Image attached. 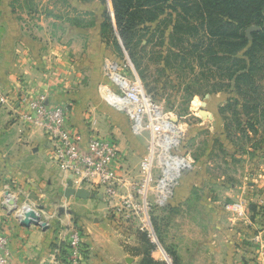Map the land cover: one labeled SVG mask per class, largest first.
Masks as SVG:
<instances>
[{
  "label": "rangeland",
  "instance_id": "obj_1",
  "mask_svg": "<svg viewBox=\"0 0 264 264\" xmlns=\"http://www.w3.org/2000/svg\"><path fill=\"white\" fill-rule=\"evenodd\" d=\"M8 2L10 9H5ZM80 2L85 9H79ZM0 8V39L3 35L18 39L15 44L21 48L25 43L19 39L26 34L32 41L39 40L40 48L55 52L56 59L61 51L63 57L66 55L69 70L63 80L70 84L68 88L77 100L87 99L80 120H71L78 102L64 104L67 127L77 133L87 127L89 135L111 138L123 157L129 181L143 179L140 163L150 156H154L151 176L159 178L165 168L164 154L160 153V158L159 151L152 154L151 126H169L172 154L183 166L166 184L165 199L152 205L150 219L156 243L140 233L142 242H149L160 253L164 250L175 264H206L208 256L213 264H264V130L260 128L256 134L249 131V138H244L232 112L220 111L237 96L228 89L214 90L213 85L226 82V77L204 58L198 59L197 50L191 49L194 39L183 44L185 52L176 47L180 57L168 53L174 18L171 9L161 16L168 14L162 23L138 26L150 30L133 34L127 51L114 26L110 0H0ZM256 27V31L262 29ZM248 28L247 36L254 32ZM110 64L137 84L147 100L140 129L131 128L125 115L100 97V86L109 84L105 66ZM242 120L246 123L248 118ZM155 187L152 182L147 186L152 200ZM91 193L108 209L101 193ZM6 194L18 207L30 198L9 178L0 188V199ZM26 202L42 222L49 221L53 212L57 215V206L66 211L63 218L74 219L68 203L57 201L53 212L41 213ZM16 211L15 206L7 210L9 214Z\"/></svg>",
  "mask_w": 264,
  "mask_h": 264
},
{
  "label": "crops",
  "instance_id": "obj_2",
  "mask_svg": "<svg viewBox=\"0 0 264 264\" xmlns=\"http://www.w3.org/2000/svg\"><path fill=\"white\" fill-rule=\"evenodd\" d=\"M9 6V2L5 3V9H10ZM78 7L85 9L86 5L80 2ZM12 39L5 35L0 39V96L6 101L5 106H0V188L8 178L13 179L21 190L30 195L27 200L36 210L49 213L53 212L55 202L68 203L73 207L71 213L74 219L63 218V213L59 212L61 206H57V215L53 212L49 216V227H25L16 213L9 214L0 206V225L9 239L11 263L45 262L51 243L66 236L67 229L61 225V220L79 228L84 246V264H163L162 253L150 243L142 242L140 233L135 229L125 232L110 216L107 207L100 205L99 196L97 199L92 196L87 199L64 197L70 178L52 158L45 130L23 122L17 115L19 100L22 97L43 98L53 105L76 101L71 120H80L87 99L85 102L77 100L75 92L68 88L70 84L63 80L69 70L63 51L56 59L52 54L55 52L40 48L39 40L35 38L32 41L26 34H21L19 40L25 43L21 48L15 44L18 39ZM78 133L81 143H86L90 136L87 127L81 128ZM122 173L128 183L130 176L125 167ZM57 191L58 194L53 196L52 193ZM53 215L56 219H52ZM54 223H59L60 227H54ZM206 261H209L206 264H213L212 257H206Z\"/></svg>",
  "mask_w": 264,
  "mask_h": 264
},
{
  "label": "built area",
  "instance_id": "obj_3",
  "mask_svg": "<svg viewBox=\"0 0 264 264\" xmlns=\"http://www.w3.org/2000/svg\"><path fill=\"white\" fill-rule=\"evenodd\" d=\"M105 68L109 84L100 86V97L111 108L124 114L131 128L140 129L148 110L147 100L140 87L129 81L113 64L106 65ZM4 102L5 99L1 97L0 103ZM19 102L20 111L17 115L23 122L45 130L50 142L51 156L63 173L69 176L72 187L101 193L108 205L110 216L125 232L132 226L136 231L146 234L151 243H156L150 219L152 205H159L165 199L166 184L176 178L178 168L183 166L178 156L172 154L169 126H151L152 154L159 151L157 155L159 158L160 153L164 154L161 158L165 168L161 169L159 178L153 180L151 176L150 169L154 156H150L140 163L143 179L127 183L122 173L123 157L111 138L95 133L82 144L80 134L70 131L67 127V108L64 104L53 105L43 98L29 97H22ZM150 182L156 186L153 200L147 189ZM8 197L10 195L6 194V198L0 199V206L9 211L11 208ZM26 201L25 198L19 207L14 205L20 221L25 218L27 213L25 209H30ZM34 212L39 216L36 211ZM48 222V220L42 222L39 216L40 227H49ZM60 223L67 229L66 236L58 242L51 243L47 259L41 264H84V246L79 228L70 222L68 224L60 220ZM160 251L163 264H175L164 250ZM10 255L9 239L0 225V264H12Z\"/></svg>",
  "mask_w": 264,
  "mask_h": 264
},
{
  "label": "trees",
  "instance_id": "obj_4",
  "mask_svg": "<svg viewBox=\"0 0 264 264\" xmlns=\"http://www.w3.org/2000/svg\"><path fill=\"white\" fill-rule=\"evenodd\" d=\"M110 1L114 26L127 51L133 34L150 30L138 26L162 23L168 14L161 16L171 9L174 18L168 53L180 57L176 47L185 52L183 44L194 39L196 44L190 45L197 50L198 59L204 58L206 64L211 63V68L226 77V82L213 85L214 90L228 89L237 96L220 111L232 112L244 138H249V131L256 134L260 128L264 130V0ZM106 22L111 26L108 16ZM252 25L262 29L249 34L248 39L245 30ZM243 117L248 118L246 123Z\"/></svg>",
  "mask_w": 264,
  "mask_h": 264
},
{
  "label": "water",
  "instance_id": "obj_5",
  "mask_svg": "<svg viewBox=\"0 0 264 264\" xmlns=\"http://www.w3.org/2000/svg\"><path fill=\"white\" fill-rule=\"evenodd\" d=\"M256 30H258V27H256V26H250L248 28V31H256ZM101 191H102V189H100V192ZM63 195H64V197L75 196L77 198L87 199V198L92 196V193L85 188L74 189L72 187L71 181H69L67 183V187L65 188ZM59 212L66 213V211L62 207L59 208ZM36 216L37 215L34 211H32V210L28 211L25 214V218L21 221V224L25 227H28L30 225H38V221L34 220V218ZM44 228H46V227H44Z\"/></svg>",
  "mask_w": 264,
  "mask_h": 264
},
{
  "label": "bare ground",
  "instance_id": "obj_6",
  "mask_svg": "<svg viewBox=\"0 0 264 264\" xmlns=\"http://www.w3.org/2000/svg\"><path fill=\"white\" fill-rule=\"evenodd\" d=\"M179 169V168H178ZM180 170V169H179ZM14 200L11 198V197H8V204H9V207L10 208H13L14 207ZM28 211H30V209H28V208H26L25 209V212H28ZM38 214V213H37ZM34 220H37V221H39V216L37 215L35 218H34Z\"/></svg>",
  "mask_w": 264,
  "mask_h": 264
}]
</instances>
